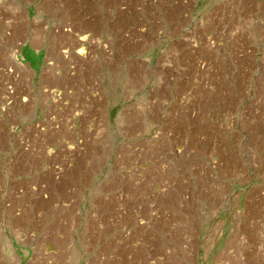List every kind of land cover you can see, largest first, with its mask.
Segmentation results:
<instances>
[{
	"label": "rangeland",
	"instance_id": "rangeland-1",
	"mask_svg": "<svg viewBox=\"0 0 264 264\" xmlns=\"http://www.w3.org/2000/svg\"><path fill=\"white\" fill-rule=\"evenodd\" d=\"M202 9L0 0V252L264 264V68L235 57L264 38L212 36Z\"/></svg>",
	"mask_w": 264,
	"mask_h": 264
},
{
	"label": "crops",
	"instance_id": "crops-1",
	"mask_svg": "<svg viewBox=\"0 0 264 264\" xmlns=\"http://www.w3.org/2000/svg\"><path fill=\"white\" fill-rule=\"evenodd\" d=\"M203 9V24L204 27L213 28L212 36L216 37H231V38H264V0H202ZM107 33V32H106ZM105 33V34H106ZM95 35V34H94ZM96 36H103L98 34ZM107 41L109 37H106ZM261 46V47H260ZM248 53H256L258 55L257 65L259 68H264V45H253L252 49L236 51V58L239 62L244 61V55ZM264 85V80L261 82ZM253 99L264 103V94L253 95ZM263 108V104H262ZM9 246L10 244L5 241ZM19 246H15V251H3L0 252L1 264H17L20 262L28 261L29 249H18ZM10 250V247H8ZM16 257H20L19 259Z\"/></svg>",
	"mask_w": 264,
	"mask_h": 264
},
{
	"label": "bare ground",
	"instance_id": "bare-ground-1",
	"mask_svg": "<svg viewBox=\"0 0 264 264\" xmlns=\"http://www.w3.org/2000/svg\"><path fill=\"white\" fill-rule=\"evenodd\" d=\"M85 37V36H84ZM80 40H84L85 38H83V36L82 37H78ZM79 40V41H80ZM78 41V40H77ZM82 52V51H81ZM15 58H17V57H15Z\"/></svg>",
	"mask_w": 264,
	"mask_h": 264
}]
</instances>
